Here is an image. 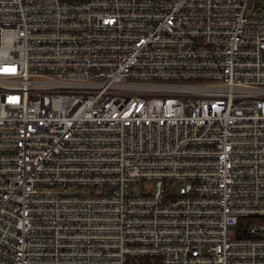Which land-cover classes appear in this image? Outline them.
Segmentation results:
<instances>
[{
  "label": "built area",
  "instance_id": "1",
  "mask_svg": "<svg viewBox=\"0 0 264 264\" xmlns=\"http://www.w3.org/2000/svg\"><path fill=\"white\" fill-rule=\"evenodd\" d=\"M264 0H0V264H264Z\"/></svg>",
  "mask_w": 264,
  "mask_h": 264
},
{
  "label": "trees",
  "instance_id": "2",
  "mask_svg": "<svg viewBox=\"0 0 264 264\" xmlns=\"http://www.w3.org/2000/svg\"><path fill=\"white\" fill-rule=\"evenodd\" d=\"M264 221V218H261Z\"/></svg>",
  "mask_w": 264,
  "mask_h": 264
}]
</instances>
